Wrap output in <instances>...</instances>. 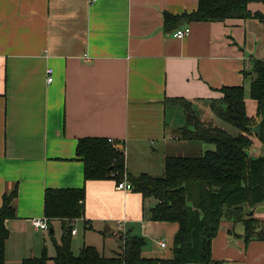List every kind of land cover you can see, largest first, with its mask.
Returning a JSON list of instances; mask_svg holds the SVG:
<instances>
[{
    "label": "crops",
    "instance_id": "0c3cea01",
    "mask_svg": "<svg viewBox=\"0 0 264 264\" xmlns=\"http://www.w3.org/2000/svg\"><path fill=\"white\" fill-rule=\"evenodd\" d=\"M197 4L0 0V205L2 195L17 187L16 217L5 222V264H20L44 251L52 263L67 220L44 216L47 188H85L83 214L71 226L74 254L87 246V232L119 246L115 222L127 219V236L145 239L143 258L172 257L178 224L152 221L155 199L117 190L113 179L84 181L75 148L82 137L112 139L132 175H152L147 171L152 161L164 170L167 156L214 149L182 139L183 124L167 121L170 104L164 100L183 98L194 110L212 114L210 99L222 96L219 88L248 84L249 89L244 72L253 60H264V30L255 18H227L184 23L176 29L188 26L189 34L174 37L176 29L166 27L164 13H191ZM248 9L264 12V5L252 2ZM47 67L53 69L50 83ZM246 95L248 90L245 103ZM252 118L258 122L256 115ZM251 133V155L258 156L262 147L255 130ZM246 213L261 222L263 237L245 242L241 223L223 221L211 241L214 261L264 264V202L246 207ZM34 218H45L47 230L35 229ZM91 245L107 256L105 244Z\"/></svg>",
    "mask_w": 264,
    "mask_h": 264
},
{
    "label": "trees",
    "instance_id": "16d2710c",
    "mask_svg": "<svg viewBox=\"0 0 264 264\" xmlns=\"http://www.w3.org/2000/svg\"><path fill=\"white\" fill-rule=\"evenodd\" d=\"M252 2L264 5V0H198L196 10L191 13H164V24L176 29L192 21L255 18L264 30V12H250L248 4ZM244 76L249 78V98L257 103L258 123L254 124L253 118L247 115L243 85L223 86L218 89L222 96L210 99L213 117L236 128L234 134L228 132L224 124L202 119L192 103L183 98L164 100L165 104L183 107L182 139L211 144L214 149L196 155L167 156L161 175L126 172L124 151L108 138L82 137L77 141L75 153L83 163L84 181L113 179L118 183L126 178L132 191L143 198L155 199L149 209L151 220L178 224L170 259L143 258L145 239L141 236H126L121 242V252L113 257H106L89 245L75 255L71 249V226L72 221L83 214L85 188H47L44 216L67 220L60 243H55L52 264H221L211 257V241L223 221L241 223L245 242L261 239V222L248 217L246 207L264 202V60H253ZM253 128L262 147L258 156L251 155L250 150ZM16 197V186L2 195L0 264H5V243L9 234L5 222L16 217L13 204ZM48 260L44 251L39 257L22 259L20 264H48Z\"/></svg>",
    "mask_w": 264,
    "mask_h": 264
},
{
    "label": "rangeland",
    "instance_id": "374dc122",
    "mask_svg": "<svg viewBox=\"0 0 264 264\" xmlns=\"http://www.w3.org/2000/svg\"><path fill=\"white\" fill-rule=\"evenodd\" d=\"M248 84L245 85V91L248 90ZM247 101H250L252 102L251 104L248 103L246 101L245 104L246 105V110H247V115L250 116V117H254L255 116V111H256V108H257V103H255V100L249 98V96H247ZM252 104H253V108H252ZM210 106V105H209ZM201 109H203V107H201ZM196 114H198L202 119H205V120H210L212 119V121H214V123H217V124H220V125H223L224 124V127L227 128L228 132L234 134L237 132L236 128H234L233 126L227 124V123H224L222 120H220L219 118H216V117H213V114H208L206 113L204 110L198 112L196 111ZM212 113V112H211ZM166 119L167 121H169L170 123H172L173 125H176L178 123H181V124H184L185 123V117H184V110H183V107L180 105V104H177V105H169L167 107V110H166ZM256 122H254L255 124ZM258 123V122H257ZM254 126V125H253ZM253 130H255V128H253ZM208 145H211V144H208ZM157 155H160V154H157ZM143 162H146V161H143ZM151 165V168H147L148 170L147 171H150L152 173V175H161L162 174V171L158 165H157V161H152L150 163ZM150 174V173H149ZM153 221V220H152ZM81 238H82V234H81ZM84 241L87 245L89 246H93L91 245V243H96V245L98 246V248L103 246V244H105V253H106V257H113L112 255L116 256L117 254H113L114 252L113 251H118V247L120 246L121 248V241L119 243V246L118 244H114V245H110L109 243H105L103 242V240L95 233H90V232H87L85 234V237H84ZM73 243H74V240H73ZM114 246V248H113ZM95 247V246H93ZM96 248V247H95ZM97 249V248H96ZM113 249V250H111ZM98 250V249H97ZM101 254L102 252L100 250H98ZM77 255L79 252L76 251L75 252ZM48 264H52L51 262H48Z\"/></svg>",
    "mask_w": 264,
    "mask_h": 264
},
{
    "label": "built area",
    "instance_id": "2783aa9c",
    "mask_svg": "<svg viewBox=\"0 0 264 264\" xmlns=\"http://www.w3.org/2000/svg\"><path fill=\"white\" fill-rule=\"evenodd\" d=\"M189 32H190L189 27L188 26H184L182 28L176 29L173 32V36L176 37V38L181 39L184 36L188 35ZM45 72H46V82L50 83L53 80V77H52L53 69L51 67H47ZM108 141L113 142V140L109 139V138H108ZM113 143H114L115 147H118V145L115 142H113ZM115 188L117 190H124V191L132 190V186L126 180V178L123 181H120V182L116 183ZM126 221H127V219H119V220H116V222H115L116 228L118 230V236H119L120 241L122 243L124 242V239L127 236ZM32 225L37 230H47V228H48L45 218H34V219H32ZM73 232H75V230ZM160 245L161 246H165V243L161 242Z\"/></svg>",
    "mask_w": 264,
    "mask_h": 264
}]
</instances>
